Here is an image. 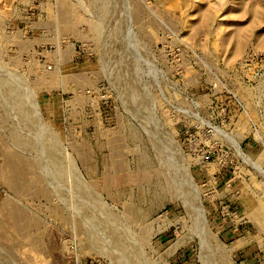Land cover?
<instances>
[{
	"label": "rangeland",
	"instance_id": "1",
	"mask_svg": "<svg viewBox=\"0 0 264 264\" xmlns=\"http://www.w3.org/2000/svg\"><path fill=\"white\" fill-rule=\"evenodd\" d=\"M0 264H264V0H0Z\"/></svg>",
	"mask_w": 264,
	"mask_h": 264
},
{
	"label": "bare ground",
	"instance_id": "2",
	"mask_svg": "<svg viewBox=\"0 0 264 264\" xmlns=\"http://www.w3.org/2000/svg\"><path fill=\"white\" fill-rule=\"evenodd\" d=\"M111 6V5H110ZM119 77V76H118ZM9 87V86H8ZM10 88V87H9ZM13 88V87H12ZM8 91V90H7ZM10 91H12V90H10ZM27 91V90H26ZM30 91V90H29ZM10 93V92H9ZM12 93V92H11ZM29 93V92H28ZM17 94H19V93H17ZM31 96H33V95H31ZM32 99V98H31ZM15 103V102H14ZM22 104V103H21ZM18 107H19V105H18ZM20 108V107H19ZM34 108V107H33ZM21 109V108H20ZM35 109V108H34ZM38 110V109H37ZM36 111V110H35ZM24 112V111H23ZM21 113H22V111H21ZM23 114V113H22ZM25 115V114H24ZM49 134V133H48ZM47 134V135H48ZM46 135V136H47ZM24 141V140H23ZM58 141V140H57ZM40 142V141H39ZM50 142V141H49ZM53 142V141H52ZM39 144V143H38ZM57 145V144H56ZM36 148V147H35ZM50 148V147H49ZM61 149V148H60ZM56 151V150H55ZM52 155V154H51ZM50 156V155H49ZM51 157V156H50ZM59 157V156H58ZM53 158V157H52ZM59 160V159H58ZM57 162V161H56ZM63 162V161H62ZM53 164H55V163H53ZM61 164V163H60ZM59 165V164H58ZM57 167V166H56ZM63 173V172H62ZM72 175V174H71ZM12 176V175H11ZM58 177V176H57ZM61 178V177H60ZM82 187V186H81ZM75 188V187H74ZM72 190V189H71ZM77 190V189H76ZM72 193V192H71ZM100 205V204H99Z\"/></svg>",
	"mask_w": 264,
	"mask_h": 264
}]
</instances>
